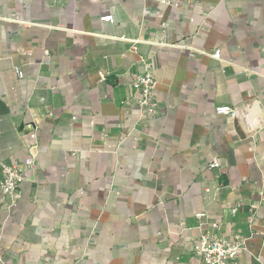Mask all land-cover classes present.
Here are the masks:
<instances>
[{"label": "crops", "instance_id": "obj_1", "mask_svg": "<svg viewBox=\"0 0 264 264\" xmlns=\"http://www.w3.org/2000/svg\"><path fill=\"white\" fill-rule=\"evenodd\" d=\"M180 3L0 0V164L34 158L0 264H202L204 233L264 264V0Z\"/></svg>", "mask_w": 264, "mask_h": 264}, {"label": "built area", "instance_id": "obj_2", "mask_svg": "<svg viewBox=\"0 0 264 264\" xmlns=\"http://www.w3.org/2000/svg\"><path fill=\"white\" fill-rule=\"evenodd\" d=\"M166 5L179 7L180 0H162ZM102 22L110 23L114 21V16L103 17ZM211 57L221 60V50L218 49L211 54ZM19 78L23 77V72L17 68L15 70ZM105 79V76L102 75ZM155 77L152 66L148 65L146 70L130 79V87L134 94L138 96V105L141 110V120H147L154 117L158 110V103L154 95ZM216 113L219 116H230L236 118V110L229 106L217 107ZM34 165V158L30 157L23 163L18 164H0L2 178L0 180V193L2 199H8L14 204L19 198L20 187L27 179L28 170ZM218 161H212L208 168H219ZM198 218L206 217L205 214L196 215ZM247 238L243 235L233 237L216 236L210 233H204L199 237L194 247V254L202 264H235L240 254L246 251ZM0 262L1 259H0Z\"/></svg>", "mask_w": 264, "mask_h": 264}]
</instances>
